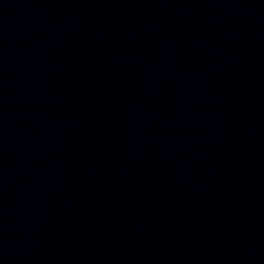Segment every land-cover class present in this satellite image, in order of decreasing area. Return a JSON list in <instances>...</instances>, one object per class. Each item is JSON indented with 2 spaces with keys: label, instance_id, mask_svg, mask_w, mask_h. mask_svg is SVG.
<instances>
[{
  "label": "water",
  "instance_id": "1",
  "mask_svg": "<svg viewBox=\"0 0 264 264\" xmlns=\"http://www.w3.org/2000/svg\"><path fill=\"white\" fill-rule=\"evenodd\" d=\"M0 264H264V0H0Z\"/></svg>",
  "mask_w": 264,
  "mask_h": 264
}]
</instances>
